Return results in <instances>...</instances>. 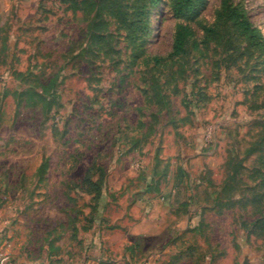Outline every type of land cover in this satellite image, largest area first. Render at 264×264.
Masks as SVG:
<instances>
[{"label": "rangeland", "instance_id": "rangeland-1", "mask_svg": "<svg viewBox=\"0 0 264 264\" xmlns=\"http://www.w3.org/2000/svg\"><path fill=\"white\" fill-rule=\"evenodd\" d=\"M80 1L0 0V244L10 243V264H145L171 241L193 253L182 264H264V199L246 205V169L232 179L256 165L246 150L261 139V67L234 63L214 39L153 78L123 30L98 26ZM221 1L188 22L200 39ZM229 2L264 36V0ZM149 16L145 49L166 56L184 20L167 0ZM94 34L124 55L92 52ZM145 90L160 96L149 104Z\"/></svg>", "mask_w": 264, "mask_h": 264}, {"label": "trees", "instance_id": "trees-1", "mask_svg": "<svg viewBox=\"0 0 264 264\" xmlns=\"http://www.w3.org/2000/svg\"><path fill=\"white\" fill-rule=\"evenodd\" d=\"M167 1L173 16L181 18L184 22L176 25L171 51L166 56H149L145 49V43L150 35V11L159 6L163 0H82L78 6L89 8L88 11L94 14L93 20H98V26L114 23L118 31L123 30L124 39L132 47L133 63L136 67L146 66L153 78L161 68H167L169 63L180 62L191 53L198 51L203 56L206 53L205 47L209 46L214 39L217 44L225 39L226 53H233L229 56L235 57L233 58L234 63L246 57L245 66L250 68L249 61L253 60L257 62L254 64L255 68L261 67L259 72L264 75V36L251 22L241 5L222 0L214 21L208 26H203V36L200 39L188 22L198 18L206 0ZM109 38H111L109 34L91 35L92 52L103 53L107 57L113 53L119 56L124 55V49H114L108 41ZM146 81H148L147 78ZM166 83L169 84L168 81ZM256 89L259 87L257 86ZM41 94L42 100L45 101L43 92ZM144 96L150 104L160 95L150 94L149 90H145ZM45 103L49 104V102ZM255 124L261 127V139L254 141L246 150V160L253 157L256 165L246 166V168L238 165V171L232 177L234 182L236 180L235 183L242 182L237 177L243 169H246L248 177L254 182L252 186L246 184V190H255L254 195L246 197V205L251 206L264 199V120ZM84 183L88 186L90 194H97L98 186L89 175L86 176ZM258 221H254L253 224Z\"/></svg>", "mask_w": 264, "mask_h": 264}, {"label": "crops", "instance_id": "crops-1", "mask_svg": "<svg viewBox=\"0 0 264 264\" xmlns=\"http://www.w3.org/2000/svg\"><path fill=\"white\" fill-rule=\"evenodd\" d=\"M190 229H194V226H189ZM171 243V244H170ZM168 245L165 246V248L161 249L157 253L150 254L147 258H145V264H182L183 261L188 260L192 258V254L185 250H177L172 246L174 244L172 241ZM192 252V251H191ZM211 255L204 256V260L200 261V264H215V261H212L210 259ZM120 259V258H119ZM119 259H117L119 261ZM87 260V261H86ZM216 260V259H215ZM12 264H30L23 260H20L19 262H13ZM83 264H110L109 261L106 259L102 260H91L90 258H86Z\"/></svg>", "mask_w": 264, "mask_h": 264}, {"label": "built area", "instance_id": "built-area-1", "mask_svg": "<svg viewBox=\"0 0 264 264\" xmlns=\"http://www.w3.org/2000/svg\"><path fill=\"white\" fill-rule=\"evenodd\" d=\"M11 262V245L8 242L0 244V264H10Z\"/></svg>", "mask_w": 264, "mask_h": 264}, {"label": "water", "instance_id": "water-1", "mask_svg": "<svg viewBox=\"0 0 264 264\" xmlns=\"http://www.w3.org/2000/svg\"><path fill=\"white\" fill-rule=\"evenodd\" d=\"M244 264H247L246 261L244 262Z\"/></svg>", "mask_w": 264, "mask_h": 264}]
</instances>
